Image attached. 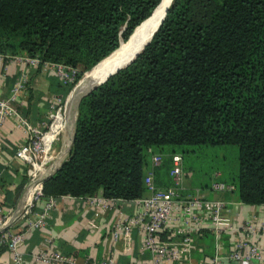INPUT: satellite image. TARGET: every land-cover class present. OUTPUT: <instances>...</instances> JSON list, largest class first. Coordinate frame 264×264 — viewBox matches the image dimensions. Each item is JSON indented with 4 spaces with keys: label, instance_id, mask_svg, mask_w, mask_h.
<instances>
[{
    "label": "trees",
    "instance_id": "1",
    "mask_svg": "<svg viewBox=\"0 0 264 264\" xmlns=\"http://www.w3.org/2000/svg\"><path fill=\"white\" fill-rule=\"evenodd\" d=\"M158 1L0 0V53L72 66L71 81L51 80L63 97ZM219 144L237 150L234 170L214 167L219 178L237 200L264 203V0H171L133 60L80 98L41 196L131 199L144 192L148 150L162 153L154 181L167 185L171 152Z\"/></svg>",
    "mask_w": 264,
    "mask_h": 264
},
{
    "label": "built area",
    "instance_id": "2",
    "mask_svg": "<svg viewBox=\"0 0 264 264\" xmlns=\"http://www.w3.org/2000/svg\"><path fill=\"white\" fill-rule=\"evenodd\" d=\"M0 60H21L26 64L43 67L51 65L62 81H71L75 69L63 63H48L40 61L36 56L26 54L0 53ZM25 74L20 81L14 82L11 93L7 97H0V127L4 119L15 114L11 105V99L20 87L23 86ZM59 100L58 96L52 97L50 107ZM49 116L48 124L40 129L33 127L19 116V123L24 126L25 136L19 142L14 155L26 163L27 183L32 181L31 169L37 162L36 155L44 151L43 135L55 118V114ZM47 127V128H46ZM149 167L143 174L144 192L131 198L138 208L131 214H123L117 207L124 198L106 197L96 192L85 194L89 202H100L104 207L110 204L116 205V215L109 227V237L118 241L122 252H128L131 247L133 229L141 233V248L147 252V257L141 258L138 264H264V220L250 218L242 219L234 224L229 216L231 201L218 196H210L209 190L230 191L234 185L219 178L221 171H212L209 189L200 187H186L184 171L182 168V155L174 151L169 154L170 167L168 175L171 183L158 185L153 178V167L162 160V153L148 150ZM43 160V161H42ZM42 165H45L42 159ZM41 183L34 191L31 198L23 202L17 212L16 206L4 208L0 205V264H22L23 251L20 249L26 233L40 227L49 209L55 204V196L48 195L43 198L41 209H32L34 200L41 196ZM237 200V199H236ZM238 203H244L237 200ZM233 202V203H237ZM264 208V203H244ZM21 222L18 229H10L16 223ZM202 227H207L216 239L223 233H229L230 246L225 250L214 240L213 253L208 258H192V233L201 232ZM165 235V236H164ZM219 241V240H218ZM29 259L40 264H119L112 256L78 258L71 253H62L51 249L47 245L39 247L28 253Z\"/></svg>",
    "mask_w": 264,
    "mask_h": 264
},
{
    "label": "crops",
    "instance_id": "3",
    "mask_svg": "<svg viewBox=\"0 0 264 264\" xmlns=\"http://www.w3.org/2000/svg\"><path fill=\"white\" fill-rule=\"evenodd\" d=\"M23 73L25 74L23 86L15 91L10 101L15 114L8 115L0 127V205L4 208L11 205L15 207L21 201L27 183L26 163L14 155L16 145L25 136L24 126L19 123L18 117L21 116L33 127L42 129L49 118L51 97L61 96L52 88L53 76L59 77L53 66L43 67L41 64L32 66L21 60H0V97L9 96L12 85L20 81ZM61 147L63 148V142ZM62 148L57 154L61 153ZM149 165L147 155L145 168L147 169ZM156 167H153V178L156 175L154 174ZM211 174L199 185L191 186L184 182L185 186L209 189ZM155 183L159 185L156 181ZM99 193L100 191L96 192L97 195ZM208 194L231 201L229 216L234 224L250 218L251 214L252 219L264 220V208L238 203L230 191L209 190ZM43 198L44 196H40L34 200L33 210L41 209ZM117 204H120L117 208L126 215L138 208L132 199H124ZM117 204L104 207L99 201L89 202L84 195L55 196V204L47 212L44 223L28 231L24 237L20 247L23 251L22 264H40L31 261L28 253L44 245L62 253L74 254L78 258L112 256L119 264H138L141 258L147 257V252L141 248L142 236L139 231L132 230L131 247L125 253L120 250L118 241L109 237L108 230L116 215ZM20 224L21 222H16L10 229H18ZM229 237L230 234L226 232L216 239L207 227H202L201 232L192 233L190 256L193 259L208 258L213 253L214 240L226 250L230 246Z\"/></svg>",
    "mask_w": 264,
    "mask_h": 264
},
{
    "label": "bare ground",
    "instance_id": "4",
    "mask_svg": "<svg viewBox=\"0 0 264 264\" xmlns=\"http://www.w3.org/2000/svg\"><path fill=\"white\" fill-rule=\"evenodd\" d=\"M169 1L170 0H160L152 14L136 27V29L128 38L127 42L121 40L119 45L120 47L113 50L106 57L96 63L91 69L85 72L84 75L78 80L76 85L68 93L63 105L64 108L55 114V118L42 137L44 142V151H47L49 148H51V141L53 140L54 136L57 133H60L63 142V148L61 147L62 151L60 154L54 155L53 159L51 156L52 161L46 168H44L42 164L35 162L33 163L34 170H31L33 178L22 193L23 202L28 201L34 191L39 188L42 175L51 170L65 157L72 132L73 118L75 115V104L78 96L90 88L93 84L98 82L108 72L116 68L118 65L126 62L133 56L135 52L141 48V46L149 39L153 30L160 21ZM143 23L145 24L142 26ZM46 157H48V154H45L44 158Z\"/></svg>",
    "mask_w": 264,
    "mask_h": 264
},
{
    "label": "rangeland",
    "instance_id": "5",
    "mask_svg": "<svg viewBox=\"0 0 264 264\" xmlns=\"http://www.w3.org/2000/svg\"><path fill=\"white\" fill-rule=\"evenodd\" d=\"M87 71H84L82 76ZM76 83L72 85V88L76 85ZM58 97L59 100H57L56 104L48 108V113H49L48 116L55 113L57 109L62 110L64 108L63 105L65 102V98L67 96L65 95L63 97L62 96H58ZM50 119L48 118L45 124H48ZM61 145H62V137L60 133H57L54 136L53 140L51 141V148H49L45 153L40 151L36 155L37 162L42 163L43 161L42 159H44L45 165H43V167L46 168L52 161L51 156L53 158V156L56 155L57 152H59ZM45 154H48V157L44 158ZM182 156H183L182 168L185 177L184 180L187 184L191 186H193L194 184L199 185L203 180H207L215 166H219V168H221V170H223V172H225L227 175L231 170L235 169L237 162V150H236V146L233 144L201 146L194 153L184 152ZM31 170H34L33 167ZM232 194L234 195V192H232ZM234 199H235V195H234Z\"/></svg>",
    "mask_w": 264,
    "mask_h": 264
},
{
    "label": "water",
    "instance_id": "6",
    "mask_svg": "<svg viewBox=\"0 0 264 264\" xmlns=\"http://www.w3.org/2000/svg\"><path fill=\"white\" fill-rule=\"evenodd\" d=\"M160 1V0H159ZM159 1H158V3H159ZM170 2H171V0L169 1V3L167 4V6H166V8H165V10H164V13H165V11H166V9H167V7H168V5L170 4ZM157 3V4H158ZM156 4V5H157ZM155 5V6H156ZM154 6V7H155ZM154 9V8H153ZM153 9H152V11H153ZM164 13H163V16H164ZM149 16V15H148ZM147 16V17H148ZM163 16L161 17V19H160V21L158 22V24H157V26L155 27V29L158 27V25L160 24V22H161V20H162V18H163ZM147 17H145V18H147ZM144 18V19H145ZM144 19H142L137 25H139ZM137 25L135 26V27H137ZM135 27L133 28V30L135 29ZM154 29V30H155ZM132 30V31H133ZM154 30H153V32H154ZM132 31H131V33H132ZM152 32V33H153ZM130 33V34H131ZM129 34V35H130ZM128 35V36H129ZM152 35V34H151ZM151 35H150V37H151ZM150 37H149V39H150ZM149 39L141 46V48L137 51V52H135L134 54H133V56L131 57V58H129L126 62H124V63H122V64H120V65H118L116 68H114L113 70H111L110 72H108L104 77H102L98 82H96L95 84H93L90 88H88L87 90H85L84 92H82L79 96H78V98H77V100H76V104H75V115H74V118H73V125H72V132H71V136H70V140H69V144H68V147H67V153L69 152V149H70V146H71V143H72V140H73V136H74V131H75V120H76V116H77V105H78V102H79V100H80V98L84 95V94H86L87 92H89L92 88H94L96 85H98V84H100L101 82H103L109 75H111L112 73H114V72H116L118 69H120V68H122V67H124L125 65H127L130 61H132L133 60V58L141 51V49L143 48V46L149 41ZM121 41V39L119 40V42ZM112 51V50H111ZM110 51V52H111ZM109 52V53H110ZM108 53V54H109ZM103 58V57H102ZM99 61V60H98ZM97 61V62H98ZM69 91H70V89H69ZM69 91L67 92V94L69 93ZM66 94V95H67ZM66 157H64L57 165H55L51 170H49L48 172H46L44 175H42V177H41V182L44 180V179H46L54 170H56L58 167H59V165L62 163V161L65 159ZM21 201H22V199H21ZM21 201H19L18 203H17V205H16V208H15V212H17L18 211V209H19V207H20V205H21Z\"/></svg>",
    "mask_w": 264,
    "mask_h": 264
}]
</instances>
